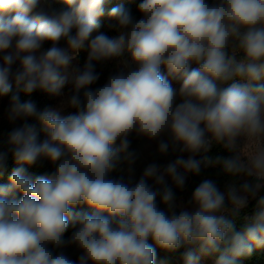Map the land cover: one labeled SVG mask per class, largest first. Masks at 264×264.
I'll return each instance as SVG.
<instances>
[{"label":"clouds","instance_id":"clouds-1","mask_svg":"<svg viewBox=\"0 0 264 264\" xmlns=\"http://www.w3.org/2000/svg\"><path fill=\"white\" fill-rule=\"evenodd\" d=\"M62 2L66 9L48 10L42 0H0V97H10L9 121H23L0 144V175L10 158L17 165L0 185V264H156L157 248H185L183 264H243L264 248V196L237 230L264 189V0H140L138 20L121 6L109 11L111 37L92 35L105 0ZM85 47L82 67L61 75ZM112 61L115 71L93 89L97 64ZM66 84L74 114L21 100L59 96ZM133 133L157 141L161 155H190L149 164L134 185L111 178L122 157L134 162ZM214 145L231 155L210 157ZM44 161L54 170L28 171ZM215 166L233 179L223 191L202 180L192 210L177 214L166 178L183 190L178 169L199 175ZM239 176L246 182L237 186ZM81 205L91 212L76 211ZM68 245L79 249L76 261Z\"/></svg>","mask_w":264,"mask_h":264},{"label":"trees","instance_id":"trees-1","mask_svg":"<svg viewBox=\"0 0 264 264\" xmlns=\"http://www.w3.org/2000/svg\"><path fill=\"white\" fill-rule=\"evenodd\" d=\"M139 2L140 0H105L104 15L98 19L99 28L92 34L93 37L99 33H104L106 35H109L110 37L117 35L116 32L110 30L109 28V24L111 23V21L109 20L108 13L113 7H117V6L124 7L125 9L131 12L134 19L137 20L140 19L141 16L137 10V5ZM66 8L67 5L64 4L62 0H54L51 9L62 10ZM44 47L45 48L50 47V43L45 42ZM86 56H87V51L85 47V49H81L73 59L77 67H82L86 59ZM123 58L130 59V56L126 52ZM115 63H116L115 61H112L106 64H97L96 71L100 73V79L97 81L96 84L91 86L93 89L102 86L106 82L108 76L115 71V67H114ZM196 66H197L196 64L194 63L192 64V67H196ZM172 86L177 90L180 87V85H172ZM13 90H15V86L13 87ZM2 98L4 99V102L0 101V144H3V142L6 141L7 134L9 131L12 130V128L18 127L23 123V121L20 120H17L14 123L8 120L7 115H8L10 97H2ZM21 100L22 102L27 100L33 101L40 110H43L45 107L51 108L52 106V101L50 97H48V94L42 91L34 92L31 96H25L23 93H21ZM75 112L76 109L71 107V114H74ZM29 123H36V122L29 121ZM37 131H38V140L40 141L44 129L38 123H37ZM129 140L131 141L129 151L135 153L134 162L130 163L129 161L124 160L122 157L117 167L109 175L111 178H115V179L122 178L126 183H130L133 185L141 178L144 169L149 164L156 163L161 167H163L170 162H174L179 156L184 155L183 153H180L178 151L173 152L171 150H169L168 154L161 155L157 151L158 144L154 147L152 151H148L146 147L147 138L142 136H137L135 133L129 136ZM118 145H119V141H117L116 146L118 147ZM203 155L204 153L198 154L195 158L200 159ZM207 155H209L212 158H215L217 156L228 157L231 155V153L227 152L226 150H224L219 146L214 145L211 148L210 152L207 153ZM15 167H17V165L10 158L7 162L6 169L4 170L3 174L0 175V185H7L9 183V177ZM53 170H54V166L47 161L32 166L31 168L28 169V171L34 176L44 175L50 173ZM186 174H187V181L185 183V187L183 188V190L177 188L175 185L169 184V186L173 188V191L175 193V201L181 195H185L186 200L188 202L191 198V194L194 191L195 187L198 186V184L204 179H213L222 191L224 190L225 185L228 182H230V180L233 179L225 175L220 166L207 167V168L202 167L201 173L199 175H195L192 173H186ZM240 177L243 176L234 178L237 186L240 185ZM247 180L249 183H254V181L251 178H247ZM148 183L155 187L153 180L150 179ZM260 196H264V189H261L258 196L252 201H250L247 207L241 211L240 218L237 223V230H240V227L243 225L245 216L251 217L254 214L256 201L259 199ZM17 198H19V194H17ZM157 199H158L159 207L167 212L168 211L167 206L159 202V197ZM76 211L91 212V210L88 209L86 205L78 206L76 208ZM175 211L177 212V214L179 213L177 209H175ZM74 230L75 229L73 228H69V230L65 233L66 240L70 238ZM63 251L74 261H76L78 259V256L80 255L79 249H77L76 246L74 245L66 246L63 249ZM156 251H157L156 263L159 260L173 263L182 258V254L185 251V248H181L175 252H168L159 248H157ZM243 264H264V248H259V249L254 248L251 255L244 259Z\"/></svg>","mask_w":264,"mask_h":264},{"label":"rangeland","instance_id":"rangeland-1","mask_svg":"<svg viewBox=\"0 0 264 264\" xmlns=\"http://www.w3.org/2000/svg\"><path fill=\"white\" fill-rule=\"evenodd\" d=\"M53 2H54V0H42L41 6L44 7L45 9L49 10L52 8ZM75 68H77V65L75 64V62L73 60H71L67 69L62 70L61 75L70 77ZM162 70L166 73V69H162ZM171 82H172V85H180V82L177 80H172ZM70 94H71V85L70 84L65 85L64 89L62 90V94L59 96H52V95L48 94V97H50V99L52 101L51 108L61 109L60 114L62 116H67V115L71 114V107L68 106V104H67V100L70 97ZM0 101L4 102V99L2 97H0ZM7 118H8V115H7ZM45 138H46V133H45V131H43V135H42V138L40 141L42 142ZM157 144H158L157 141H151V140L147 139V144H146L147 150L152 151ZM183 154H184L183 158L187 159L189 156V153H183ZM178 171H180L182 174H184L186 176V181H187V174L184 172V170L181 168V169H178ZM166 179L168 181V184L174 185L173 182L171 181L170 177H167ZM244 182H246V178L240 177V185L243 184ZM247 182H248V180H247ZM252 200L253 199H250V201H252ZM175 204H176L175 209H177L178 211H180L181 208H183V207H188L189 210H192L191 206L188 205V202L186 200L185 195H181L175 201ZM156 264H183V259L181 258L180 260H177L173 263L164 262V261L159 260ZM198 264H214V259L201 257Z\"/></svg>","mask_w":264,"mask_h":264}]
</instances>
